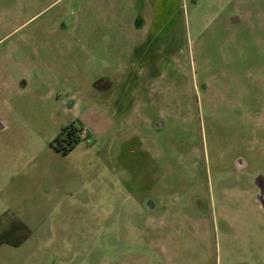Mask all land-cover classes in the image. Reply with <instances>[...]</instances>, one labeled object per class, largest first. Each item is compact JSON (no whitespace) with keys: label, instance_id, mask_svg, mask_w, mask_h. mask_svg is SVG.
Instances as JSON below:
<instances>
[{"label":"rangeland","instance_id":"374dc122","mask_svg":"<svg viewBox=\"0 0 264 264\" xmlns=\"http://www.w3.org/2000/svg\"><path fill=\"white\" fill-rule=\"evenodd\" d=\"M120 2L84 43L62 2L6 39L39 62L0 85V264H264V212L227 182L237 154L264 172V0H174L161 34Z\"/></svg>","mask_w":264,"mask_h":264},{"label":"crops","instance_id":"0c3cea01","mask_svg":"<svg viewBox=\"0 0 264 264\" xmlns=\"http://www.w3.org/2000/svg\"><path fill=\"white\" fill-rule=\"evenodd\" d=\"M67 2V5L64 2ZM127 9H147L146 13H150L148 9H153L154 17L152 19V25L159 31L158 34L163 32L162 26L157 25V20L160 21L159 15L161 14V9H174V0H128ZM63 3V9H73L75 14L79 11L78 17L75 21L71 22V28H69V23L65 24L68 27V31L71 29L74 33H78L77 37L79 42L84 43L86 37L84 36L83 30L85 29V23H83V17L86 16L88 9H118L120 7V0H0V85L5 82L8 77L13 78L14 75L11 74L10 67L8 63L14 66L15 71L21 72L23 76L29 74L32 68L36 67L39 62V56L37 54V49H31L29 54L23 55L24 57L17 56V51L20 52L18 46L13 43L12 45H4L6 39L10 37L16 30L21 29L24 25L30 24V20L33 17L44 11L45 9H52L56 3ZM16 9H30L27 12L17 11ZM85 9V10H83ZM146 15V18H142V27L138 28L140 31L145 28H151L150 18ZM158 18V19H157ZM33 22V21H32ZM70 22V21H69ZM156 30V31H157ZM100 35V34H99ZM105 38V37H104ZM103 39V38H100ZM144 44L151 45V39L149 32L144 34ZM143 44V45H144ZM142 49L139 50L141 52ZM145 51V50H144ZM143 51V52H144ZM142 52V53H143ZM21 55V54H20ZM13 77H12V76ZM131 81L123 82L121 92L114 97V105L117 108H121L125 103V96L131 91ZM114 89H109L108 91H98L97 95L100 98L110 97ZM6 221L4 225H0V235L9 232L12 228H7ZM4 240L0 241V245Z\"/></svg>","mask_w":264,"mask_h":264},{"label":"flooded vegetation","instance_id":"af4514ba","mask_svg":"<svg viewBox=\"0 0 264 264\" xmlns=\"http://www.w3.org/2000/svg\"><path fill=\"white\" fill-rule=\"evenodd\" d=\"M233 19L236 21L239 20L238 17H234ZM137 27L141 28L142 22L138 23ZM92 87L98 91H108L109 89L116 88V84L115 82H111V84H108V86L106 85L104 88L101 89V87H98L97 82H93ZM70 120L72 119L70 118ZM157 124L159 126V122ZM65 126L67 127V133L69 134L68 136H70V138H78V134L81 131L79 130L78 127L74 125V121L73 122L71 121ZM3 127L4 125L0 120V128ZM247 164H248L247 161L241 156V154H237L234 159L235 173L232 177H229L230 179H227V182L232 183L231 185L237 188L236 190H238L239 193L245 195L249 200L253 201L261 211L262 209L259 203L261 202L264 204V172L261 171L260 169H256L253 173L245 174V170L248 167ZM225 198L226 196L219 199V201H221L222 203V204L220 203V206L222 207L223 205H225V202L226 203L230 202L229 201L230 199L228 198L225 199ZM51 264H56V261Z\"/></svg>","mask_w":264,"mask_h":264},{"label":"trees","instance_id":"16d2710c","mask_svg":"<svg viewBox=\"0 0 264 264\" xmlns=\"http://www.w3.org/2000/svg\"><path fill=\"white\" fill-rule=\"evenodd\" d=\"M67 133V127H63L61 131L51 142V145L60 153L66 155L77 144L78 138H70Z\"/></svg>","mask_w":264,"mask_h":264},{"label":"water","instance_id":"95a60500","mask_svg":"<svg viewBox=\"0 0 264 264\" xmlns=\"http://www.w3.org/2000/svg\"><path fill=\"white\" fill-rule=\"evenodd\" d=\"M148 205V209H152V208H154L155 207V204H154V202H152V201H148V203H147ZM260 204V207H261V209H262V211L264 212V204L263 203H259Z\"/></svg>","mask_w":264,"mask_h":264}]
</instances>
